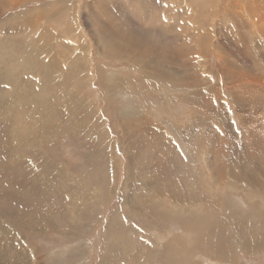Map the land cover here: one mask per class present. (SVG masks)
<instances>
[{"label":"rangeland","instance_id":"obj_1","mask_svg":"<svg viewBox=\"0 0 264 264\" xmlns=\"http://www.w3.org/2000/svg\"><path fill=\"white\" fill-rule=\"evenodd\" d=\"M241 1L172 0L165 21L157 11L143 18L142 3L113 0L111 30L150 29L182 54L189 79L174 88L151 85L143 68L100 52L94 31L107 20L93 18L104 9L92 0H7L0 13V264H264V92L251 91L259 87L252 80H264V46L261 35L252 36L256 43L249 36L247 50L238 44L243 37L225 16L248 20ZM207 7L218 12L215 29L197 16ZM197 30L213 37L199 42L211 74L198 71L200 81L188 61ZM44 32L62 57L32 53ZM246 54L251 69L240 66ZM227 61L240 68L219 80ZM133 106L145 115L140 125L127 121L126 133L122 114Z\"/></svg>","mask_w":264,"mask_h":264},{"label":"bare ground","instance_id":"obj_2","mask_svg":"<svg viewBox=\"0 0 264 264\" xmlns=\"http://www.w3.org/2000/svg\"><path fill=\"white\" fill-rule=\"evenodd\" d=\"M93 3L96 5V3L98 4V7L104 10H102L103 14H104V17H102V13L99 15H95L93 16V18L98 21L99 23H101L102 21L101 20H104V19H110L111 18V14H113L111 12V9L112 7H110V5L112 4L113 0H103L102 2L99 1V0H92ZM136 2H139V3H142V5H145L146 7H142L143 10H144V14L141 13L142 17L143 18H147V17H151L153 12L154 11H157V12H160L163 14H161L162 18L166 21L167 19V10H170L171 11V7H168L167 5H170L171 4V1L172 0H158V2L160 1V3L158 4V2L156 0H134ZM6 2L7 0H0V13H2V11H5L8 7H5L6 6ZM175 2V0H174ZM163 3H165V6L163 5ZM237 3V2H236ZM133 4V3H132ZM162 4V5H161ZM238 4H241L240 7H242V9H246L247 10V13H248V20L245 19V17L243 16H239L238 19H232L230 18V16L228 15V13L226 14V18L227 20L230 19L229 23L232 25V26H236V28L238 29V31L241 33V36L243 37V39H237V42L238 44L242 45V47L244 49L247 50L248 46H247V43L249 44V42L251 43L250 41V38L249 36H256L258 37V35H261L262 38H259V42L261 41V45L264 46V0H244L243 2H238ZM136 5V4H135ZM174 5V4H173ZM12 6V5H11ZM136 7V6H135ZM165 7V8H164ZM235 7V6H234ZM233 7V8H234ZM258 7V8H257ZM237 8V7H236ZM231 9V7H230ZM241 9V8H240ZM160 10V11H159ZM195 10V9H194ZM231 11V10H229ZM236 11V10H235ZM233 11V12H235ZM119 11L117 10V13ZM204 12V11H203ZM201 13V15H197L198 18L201 17L203 20L209 22V28H213L215 29V26L217 25V22L214 18V15H216V13H218L217 11H212L211 8H208L206 9V11L204 13ZM243 12V11H242ZM156 13V12H155ZM154 13V14H155ZM159 13V14H160ZM198 13V12H197ZM196 13V14H197ZM151 16H150V15ZM233 14V13H232ZM236 14V13H235ZM158 15V14H157ZM156 15V16H157ZM178 15V14H177ZM241 15V14H240ZM246 15V14H245ZM113 16V15H112ZM196 17H193V18H197ZM234 16V15H233ZM232 16V17H233ZM237 16V15H236ZM117 17V16H116ZM176 17V15H175ZM180 17V16H178ZM189 17V15H188ZM191 17V16H190ZM158 18V17H156ZM171 18V17H170ZM177 18V17H176ZM182 18V17H180ZM192 18V19H193ZM236 18V17H235ZM149 19V18H148ZM152 19V18H151ZM150 19V20H151ZM187 19V18H186ZM191 19V18H190ZM171 20V19H170ZM201 20V19H200ZM101 21V22H100ZM105 21V20H104ZM117 22V20H115ZM175 21V20H174ZM189 21H193V20H189ZM232 21V22H231ZM244 21V22H243ZM106 23H110V24H104L103 22V25L101 24V29H95V36L96 38L100 39V41L98 42V44L100 45V52L105 55V56H108V57H116V58H119L123 61H127L132 67H141L143 68V70L145 71V78L146 80L151 83V85H156L160 82H165L166 84L172 86V87H178L181 82H183L184 80L187 81V79L189 78H186L184 77V75H181V71L183 69V67H186L188 65V63L186 64L185 62H183L180 58V55L182 56V54H175L173 53L172 51H169L167 50V46L165 41H163V39H159L157 36L155 37V34L153 31H139L138 29L132 27L131 30H125L123 29L122 27L120 28V31L117 30V29H113L111 30L110 28V25H113L112 23V19L111 21L108 22L105 21ZM160 22V20H159ZM171 22V21H170ZM200 22V21H199ZM198 22V23H199ZM227 22V21H226ZM162 23V22H161ZM225 23V22H224ZM97 24V23H96ZM164 24V23H163ZM195 24V23H194ZM204 24V23H202ZM173 25V24H172ZM223 25V23H222ZM260 25H261V28H260ZM95 26V25H94ZM115 26H119V24L115 25ZM167 26V25H166ZM201 26V25H200ZM218 26V25H217ZM231 26V27H232ZM97 27V26H96ZM168 27V26H167ZM184 27V26H183ZM182 27V28H183ZM190 27V25H189ZM192 27V26H191ZM197 27V26H195ZM202 27V26H201ZM204 27V26H203ZM230 27V28H231ZM199 28V27H198ZM208 28V31H210V29ZM249 29V32H250V35H247V34H243V32L246 30V29ZM200 29V28H199ZM218 29V28H217ZM232 29V28H231ZM234 29V28H233ZM230 30V31H233ZM193 30V28L191 29ZM204 30V29H203ZM222 35H224V33L218 29ZM226 30V29H225ZM235 30V33H236V29ZM198 34L196 35V42H195V47L191 50V52L188 51V53L191 54H188V56L190 57V59L188 60L189 61V67L191 66V71H194L192 73L193 77L195 76V78L200 81L201 79H199V72L200 70H202V73L203 75H206V76H211L210 72H209V68H206V61H205V55L203 56V49H200L201 47L199 46V42H202L203 41H206V42H210L213 37H209L210 34L207 33V32H203L201 30H197ZM214 31V30H213ZM218 31V32H219ZM224 31V30H223ZM246 32V31H245ZM50 32H44V34L42 35H38V41L34 44L35 45V48L34 50H32V53L35 52L34 54L38 55V56H45V57H48V55H50L51 57H55L56 55V50H55V47H53V42H52V35L49 34ZM192 33V32H191ZM195 33V32H194ZM201 33V34H200ZM211 33V32H210ZM214 33V32H213ZM228 34H231L230 32H227ZM196 34V33H195ZM191 35V34H190ZM209 35V36H208ZM220 35V34H219ZM236 35V34H235ZM180 36L182 37H186L188 36L186 39L189 38V35L187 33V31L185 32H182L180 34ZM179 36V37H180ZM221 36V35H220ZM238 37V38H241ZM247 38H246V37ZM174 37V36H173ZM225 37V36H224ZM260 37V36H259ZM161 38V37H160ZM168 38V37H166ZM62 39V38H61ZM103 39V40H101ZM172 39V38H170ZM175 39V38H173ZM195 39V38H194ZM253 41L257 38H252ZM191 40V39H189ZM224 39L220 40L221 42H223ZM61 41V40H60ZM186 41V40H185ZM62 42V41H61ZM64 42V40H63ZM255 42V41H254ZM194 43V42H193ZM205 43V42H203ZM253 43V42H252ZM256 43V42H255ZM225 44V42H224ZM227 44V43H226ZM230 43H228L229 45ZM239 45V46H240ZM257 45V44H256ZM221 45H219L220 47ZM227 46V45H226ZM223 47V46H222ZM221 49H224L222 48ZM64 50L63 52H67L68 49L66 47V45H64ZM70 48V47H69ZM204 48V47H203ZM255 48V47H254ZM257 48V47H256ZM229 49V48H228ZM250 49V48H249ZM259 49V47H258ZM55 50V51H54ZM208 51V50H207ZM223 52L225 50H222ZM86 52L87 50L84 49V53H85V56H86ZM226 52V51H225ZM224 52V53H225ZM207 53V52H206ZM56 56H61V53H59V55L57 54ZM30 57V56H29ZM196 57H199V60H196L195 58ZM246 57L249 59V54L245 55L243 60L240 59L241 62H238L240 63V66H242V69L243 68H246V69H251L250 65L246 64L245 63V59ZM251 57V56H250ZM185 58V56H184ZM43 59V58H42ZM49 59V58H48ZM224 59V58H223ZM45 60V58L43 59ZM53 60V59H51ZM247 60V59H246ZM47 61V60H46ZM50 61V60H49ZM236 61V62H237ZM248 61V60H247ZM237 62V63H238ZM53 63V62H52ZM77 65H79V67H82L84 63H86V58H85V61L83 62V64L79 63V62H76ZM89 63V62H88ZM49 64V63H48ZM46 64V68L48 69L49 65ZM253 65V64H252ZM71 66H73V63H71ZM86 66V65H85ZM237 66L239 67V65H236L234 64V62H228L227 61V65H226V69L223 73H221V75L219 74H216V77L219 78V80H224V77H225V74L228 72V70L232 69V68H237ZM256 66V64H255ZM240 68V67H239ZM253 70L255 72L258 73V69L257 68H253ZM254 71H251L253 73V75H257ZM260 72V70H259ZM244 75V74H242ZM122 77V76H121ZM244 77V76H243ZM250 79L249 76H246ZM120 78V77H119ZM124 78V77H123ZM122 79V78H121ZM127 79V78H126ZM208 79V78H207ZM125 80V79H124ZM196 80V81H197ZM245 79L241 80L244 82ZM247 81L248 84H250V81ZM107 81V80H106ZM105 81V82H106ZM109 81V82H108ZM107 83H111V80H108ZM120 81V79L118 80V82ZM123 81V80H122ZM120 81V82H122ZM126 81V80H125ZM127 81H131L130 79L127 80ZM240 81V80H239ZM240 81V82H241ZM246 81V80H245ZM123 83V82H122ZM135 83V82H134ZM133 83V85H135ZM191 83V82H190ZM251 83H253L254 85L256 83L259 84V87L256 88V87H253L251 86V91H255L257 93H259L258 91L264 92V88L261 89L263 86H264V80L263 79H259V78H255L254 80L251 81ZM231 84V83H230ZM236 84V83H235ZM246 84V83H244ZM112 85V84H111ZM114 85V84H113ZM130 85V84H129ZM127 86V85H126ZM232 86V85H231ZM136 87V86H135ZM187 87V86H186ZM193 87V85H192ZM109 88V86H108ZM108 88H107V93H108ZM117 88V87H116ZM110 89V88H109ZM114 89V88H113ZM187 90V89H186ZM190 90V89H189ZM111 91V90H110ZM113 92V91H112ZM190 95V94H189ZM195 99V98H194ZM209 106V105H208ZM247 107V106H246ZM143 108V107H142ZM140 108V110L133 106V108L130 110V111H124L123 112V116H122V123L124 121H128L130 122L129 120L130 119H134L135 122H138V124L140 125L141 124V118L145 115V112H144V115H142L143 113V109ZM141 117V118H139ZM150 117V116H149ZM127 123H123L122 124V127H124V130L126 131V133H129L132 131V126H129L127 125ZM132 122V121H131ZM130 122V123H131ZM132 125V124H130ZM136 126V125H135ZM139 127V126H138ZM245 130V129H244ZM147 133V132H146ZM156 137V136H155ZM151 140V139H150ZM162 140V139H161ZM142 141V140H141ZM163 141V140H162ZM151 142V141H150ZM149 142V143H150ZM148 143V144H149ZM147 144L146 141H142L141 143H139L138 145L140 146H145ZM146 147V146H145ZM149 147V146H148ZM161 148V147H160ZM161 152V150H159ZM163 151V149H162ZM166 153V151L164 152ZM188 153V152H187ZM161 154V153H160ZM188 157L187 159L189 160L190 159V153L187 154ZM192 155V154H191ZM193 156V155H192ZM190 161H194L195 160H191ZM193 162V163H194ZM256 169V168H255ZM254 169V170H255ZM258 171V170H257ZM256 171V172H257ZM250 173V172H249ZM251 174V173H250ZM248 178V182L250 181V184L251 185H255L257 187H260L261 188V185L258 183V181L256 179H254L253 177L251 176H246ZM259 179V178H258ZM148 180V179H147ZM249 185V184H248ZM159 188V187H158ZM248 188V187H247ZM250 189V188H249ZM175 190V189H174ZM177 190V189H176ZM247 191V190H246ZM261 196L264 197V188H261ZM172 199V197H171ZM174 204V202H172V205ZM176 204V203H175ZM174 206V205H173ZM177 210V209H176ZM253 243V242H252ZM258 246H263L264 247V240H260V242L258 243ZM246 247V246H245ZM244 247V248H245ZM248 247V246H247ZM253 247V246H252ZM250 247H248L247 249H249Z\"/></svg>","mask_w":264,"mask_h":264}]
</instances>
